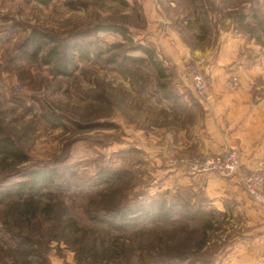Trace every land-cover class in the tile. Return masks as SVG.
<instances>
[{"label": "rangeland", "instance_id": "obj_1", "mask_svg": "<svg viewBox=\"0 0 264 264\" xmlns=\"http://www.w3.org/2000/svg\"><path fill=\"white\" fill-rule=\"evenodd\" d=\"M166 14L187 43L216 54L223 34L248 40L252 18L264 24V0H0V138L22 154L0 152V264H264V208L240 179L218 187L217 175L187 174V160L209 154L199 140L207 98L187 64L203 70L210 91L218 80L230 91L233 76L241 88L242 72L161 57L152 37ZM111 24L152 44L168 78L127 63L143 55L99 30ZM263 75L251 77L261 100ZM163 84L177 104L162 98ZM40 171L56 172L55 183L21 217L18 184ZM163 205L169 214L157 218ZM121 209L154 218L106 217Z\"/></svg>", "mask_w": 264, "mask_h": 264}, {"label": "crops", "instance_id": "obj_2", "mask_svg": "<svg viewBox=\"0 0 264 264\" xmlns=\"http://www.w3.org/2000/svg\"><path fill=\"white\" fill-rule=\"evenodd\" d=\"M170 7L175 6L170 3ZM159 21L164 26L160 33L152 37V42L158 47L161 57L168 55L179 61L196 60L215 71L242 72L243 79L238 93L226 90L225 81L218 80L213 84L206 101L201 104L204 135L199 138L200 149L209 154H218L224 148L234 146L240 154L242 167L253 170L257 162L264 159V100L257 97L256 91L253 92L256 83L251 77L258 71H264V49L249 38L232 36L227 32L221 37L225 42L220 52L214 54L213 49L187 43L185 36L178 30L181 21L176 22L168 14L161 15ZM217 54L218 59L213 58ZM262 77L264 86V75ZM211 183L227 187L229 181L212 176Z\"/></svg>", "mask_w": 264, "mask_h": 264}, {"label": "trees", "instance_id": "obj_3", "mask_svg": "<svg viewBox=\"0 0 264 264\" xmlns=\"http://www.w3.org/2000/svg\"><path fill=\"white\" fill-rule=\"evenodd\" d=\"M239 21L241 23L246 22L247 17L245 15H241L239 17ZM253 19V24L251 26H254V28H250V25H246L245 27V32L248 36L249 39H256V42L258 44H261L263 47V43L262 41L263 38L262 36L257 35V33L255 32L256 28L257 29H261L262 33H264V24L259 21L257 18H252ZM100 31H111L114 32L116 34H119L121 36H123V38L131 44L132 46V51L134 52H139L142 53V57L141 58H132V57H125V61H127V63L129 64H136V63H147L149 65H151L152 68H154V70L156 71V76L160 81H164L165 79L168 78L167 74H166V68L163 64V62L159 59L158 54L156 52L155 47L150 44V43H144V42H135L132 38H130V33L128 32V29L124 26L121 25H108L106 27H101L99 28ZM112 62H114V60H112ZM161 88L163 89V96L162 98L165 99L167 102H169L170 104L172 103L177 104L178 100L175 97V94H173L168 86H166L165 84H163L161 86ZM0 152L6 155H9L10 157L13 158H20L21 157V152L19 151L18 148H16L14 146V144L6 137L0 138ZM108 174H104V175H100L99 178L101 180L104 181H108L109 178L111 177V175ZM56 177V172L54 171H50V172H34L31 175L30 180L26 181V182H22L18 184V189H20L21 191L18 194V208L21 210L19 213H21V217L22 215L24 216H28V215H32V213H34L37 208H36V204H35V197L36 194L38 193H42L43 189L45 187H50V185H54L55 181L54 178ZM24 192H27L26 194ZM33 194V195H31ZM9 195V194H6ZM160 212H158V216L157 218H165V216H167V214H169L168 212H165V206L163 205L160 208ZM140 212V213H139ZM165 215V216H162ZM136 216H138L141 219H153L154 217L152 216V213H150V211H144V209H140L139 211H131V210H118V211H109L108 215L106 217H108L110 219V221L112 222H117V223H126L127 221L135 218ZM204 242H202L203 245ZM183 259V258H182Z\"/></svg>", "mask_w": 264, "mask_h": 264}, {"label": "built area", "instance_id": "obj_4", "mask_svg": "<svg viewBox=\"0 0 264 264\" xmlns=\"http://www.w3.org/2000/svg\"><path fill=\"white\" fill-rule=\"evenodd\" d=\"M187 70L197 96L207 98L210 84L206 74L194 62L187 64ZM226 87L232 92H237L240 88L239 77L233 76ZM186 163L189 177L217 175L223 178H239L245 192L264 208V159L258 161L253 170L244 169L238 150L229 146L218 154L200 155L187 160Z\"/></svg>", "mask_w": 264, "mask_h": 264}]
</instances>
